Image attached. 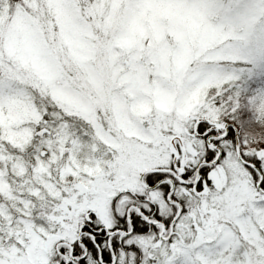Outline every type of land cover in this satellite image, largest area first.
<instances>
[{"label": "snow or ice", "instance_id": "snow-or-ice-1", "mask_svg": "<svg viewBox=\"0 0 264 264\" xmlns=\"http://www.w3.org/2000/svg\"><path fill=\"white\" fill-rule=\"evenodd\" d=\"M0 264H264V0H0Z\"/></svg>", "mask_w": 264, "mask_h": 264}]
</instances>
